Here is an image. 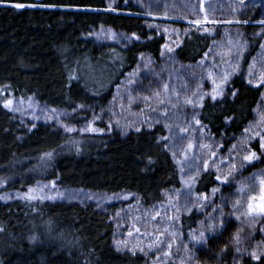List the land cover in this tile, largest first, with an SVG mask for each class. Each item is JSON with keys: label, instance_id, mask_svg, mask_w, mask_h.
I'll list each match as a JSON object with an SVG mask.
<instances>
[{"label": "trees", "instance_id": "16d2710c", "mask_svg": "<svg viewBox=\"0 0 264 264\" xmlns=\"http://www.w3.org/2000/svg\"><path fill=\"white\" fill-rule=\"evenodd\" d=\"M125 1L110 10L108 0H0V178L6 180L5 190L26 193L37 183L55 182L63 190L109 198L125 195L138 198L145 207H157L164 204L165 192L182 187L179 165L162 140L163 125L126 136L65 134L50 123L26 125L19 113L4 107L11 99L35 101L51 111L72 113V123L81 125L89 115L82 107L107 106L141 55L158 61L166 43L152 25L154 17L165 14L156 8L146 16ZM17 3L39 6H11ZM259 13L255 10L251 23L239 18V25L230 26L243 30L249 51L223 95L216 101L207 98L196 111L224 149L255 121L262 102L263 88L245 80L246 68L264 41L258 35L263 25L256 24ZM169 24L184 33L175 52L181 64L202 61L223 28L184 21ZM115 34L124 40H114ZM255 147L260 154L258 143ZM217 186L215 175L203 172L196 190L209 193ZM195 220V214L184 220L189 230ZM0 228V264L148 263L143 255L116 251L110 215L90 205L23 199L0 203ZM238 234L239 222L232 217L196 246V261L238 264ZM254 238L262 239L258 232ZM244 264H264V257H246Z\"/></svg>", "mask_w": 264, "mask_h": 264}, {"label": "rangeland", "instance_id": "374dc122", "mask_svg": "<svg viewBox=\"0 0 264 264\" xmlns=\"http://www.w3.org/2000/svg\"><path fill=\"white\" fill-rule=\"evenodd\" d=\"M119 1L108 0L110 10H114ZM124 5H133L145 15L156 8L165 14L164 17H154L155 21L152 23L153 27L166 39L158 61L148 54L141 55L136 67L115 89L107 106L99 107L97 110L93 107H82L85 111H89V115L81 125L72 123V113L51 111L35 101L22 103L11 99L10 109L19 113L26 125L30 126L39 122L50 123L63 130L65 134L118 133L126 136L137 132V129H152L156 125H163L166 135L162 140L169 151L172 154L175 153L173 156L180 168L182 187L165 192V201L161 206L145 207L136 197L119 195L109 198L86 191L63 190L55 182L37 183L26 193L9 192L5 190L6 180L0 178V203L17 199L28 200L26 199L28 195H44L55 197L49 201H72L93 206L108 213L111 217L114 226L113 248L120 253L143 255L148 260L147 264H199L195 259V248L205 242L196 244L191 237L198 236L199 232L205 230L210 223L215 224L218 229L221 220L225 224L228 219L239 216V243L236 244L234 254L238 264H244L245 258L250 257V252L262 251V239H264V231H261L264 229V218L245 216L243 213L247 209L249 194L245 193L241 199L236 192L242 183L246 186L251 184L254 174L258 178L264 177V155H261V152L258 154L255 147L259 137L248 139L246 144L242 143L256 132L264 134V124H258L261 115H264V86H261L263 88L262 102L256 111L255 121L246 128L250 131L244 132L228 149H224L219 139L215 138L201 123L197 124L195 121L198 120L196 111L201 108L198 105L210 98L206 94L211 93L214 86L213 80L219 84L224 76L228 77L227 82L222 85L224 93L228 82L241 70L249 51L250 42L245 38L243 30L230 26L239 25L241 21L236 22L239 18H245L247 23H251L255 10H257L260 12L258 16L261 19L256 24L263 25L258 35L264 38V23H261L264 21V0H242V2L241 0H126ZM172 21H184L198 26L215 24L223 28L219 36L214 31L218 38L212 51L202 61L197 64H181L177 61L175 52L182 43L184 33L169 24ZM194 21H199V23H194ZM228 21L232 22L228 23ZM113 37L116 41L124 40L122 36L116 34ZM262 45L245 71V80L247 82L252 80V86L259 83V77L264 73V47ZM169 48L172 51H169ZM209 73H211V78ZM201 96L204 97L203 100L200 99ZM144 97L148 99L145 100ZM189 99L193 101V105L197 106L186 104ZM65 126L73 131H66ZM89 126L97 131H85ZM182 129H187V131H182ZM189 143L193 145L191 149L188 148ZM201 144L210 145L216 152V156L213 158L209 155L208 149L201 148ZM233 145L236 146L234 150ZM249 148L261 156L260 160L253 162L255 165L261 164L254 170H249L253 164L247 165L246 162H244V168L239 167L242 157L247 154L246 149ZM206 160L209 163L208 171L203 170ZM233 163L237 165L238 170L229 178L227 184H221L216 180L218 183L216 188L219 191L215 194L213 191L199 193L196 190V184L203 172H210L215 176L227 174ZM190 177H195V181ZM53 183L55 187H52ZM30 189L34 191L29 192ZM251 194L258 198V183L255 184ZM202 195H207L208 199L197 200V197ZM237 199H241V207L238 209L233 208ZM113 204H118V206L113 209L111 208ZM194 204L202 205V207H195ZM192 214L196 215V220L193 228L189 230L184 220ZM169 217L174 219H169ZM176 217L178 219H175ZM136 228L140 231L136 232ZM165 228L168 229V233H164ZM129 232L132 235H129ZM172 232L175 236L169 234ZM257 232L262 239L254 238ZM161 233L164 234L160 235ZM205 235L208 239L213 233L206 231ZM157 236H160V240L165 243L159 248L153 246L150 249L149 245L156 243ZM168 243L172 244L171 255L165 256ZM237 248L241 251L238 252Z\"/></svg>", "mask_w": 264, "mask_h": 264}, {"label": "snow or ice", "instance_id": "6c2138e0", "mask_svg": "<svg viewBox=\"0 0 264 264\" xmlns=\"http://www.w3.org/2000/svg\"><path fill=\"white\" fill-rule=\"evenodd\" d=\"M242 2V0H241ZM12 7L14 8H17V9H22V8H25V7H37L39 5H25V4H22V3H17V4H12L11 5ZM232 21H228V23H231ZM237 23H239L240 21H236ZM194 23H199V21H194ZM261 23H264V21H261ZM262 47H264V45H262ZM169 51H172L171 48L168 49ZM249 75H251V73H249ZM209 77L211 78V73H209ZM227 79L228 77L227 76H224L223 77V80L221 81V83L217 84L215 80H213V89L211 91V93H207L206 95H209L211 100L213 101H216L218 97H221L222 94H223V87L222 85L224 83L227 82ZM134 83V81H133ZM248 83L251 85L253 84V81L252 80H249ZM255 87L259 88L261 86H264V73H262L259 77V83L255 84L254 85ZM165 89H167V85L164 86ZM233 96H235V92L232 93ZM158 95V93H157ZM203 96L200 97L201 100H203ZM145 100L148 99V97H144ZM161 103H163V101H161ZM12 104V101L11 100H8L5 104H4V107L5 108H10ZM186 104H189V105H193V101L192 100H187L186 101ZM193 106H197V105H193ZM198 106L200 107H203V104H199ZM55 111V110H53ZM193 119H195V117H193ZM197 124H200L201 122L199 120H196L195 121ZM258 124H264V115H261L260 117V121H258ZM65 130L66 131H73V129L71 128H67L65 126ZM85 131H97L96 129L92 128V127H88L87 129H85ZM137 131H140V129H137ZM182 131H187V129H182ZM250 129H245V132H249ZM257 137H259V140H258V144H259V150L261 152V155H264V134H262L261 132H256L254 135L248 137L246 140L242 141V143H247L248 142V139H256ZM166 139V138H165ZM193 147V145L191 143L188 144V148L191 149ZM201 148H205V149H208L209 151V155H211L213 158L216 156V152L212 150V148L210 147V145H207V144H201L200 145ZM220 147H222V145H220ZM236 148L235 145L232 146V149L234 150ZM247 151V154L244 155L242 157V163L240 164V168H244L245 167V163L247 165H252L254 161H258L261 159V156H258L257 155V152L256 151H252L250 148L249 149H246ZM48 155H51V154H48ZM173 155L175 156V153H173ZM185 159H187V156H185ZM203 170L204 171H208L209 170V163L208 161L206 160L204 165H203ZM238 169H237V165L235 163L231 164L230 165V171L227 173V174H222V175H216L215 176V179L217 181H220L221 184H227L229 182V178L233 176L234 172H236ZM191 180L195 181V177H190ZM259 185V196L257 198L256 195H252L251 193L254 191V187H255V184ZM52 187H55V184L53 183ZM189 187H191V185H189ZM34 190L30 189L29 192H33ZM41 191H43V189H41ZM213 194H215L217 191H219L218 188H214L213 190ZM236 192L240 195L241 199L243 198L244 194L245 193H248V202H247V209L246 211L243 213L245 216H248V217H254V218H264V177H261V178H258L255 176H253L252 178V183L249 184V185H245V184H241L237 189H236ZM26 199L28 200H35V199H39L41 201H43L44 199H48V200H52V199H55V197L53 196H44V195H40V196H37V195H28L26 197ZM199 199H203V200H207L208 197L207 195H202L201 197H197V200ZM241 199H237L235 201V203L233 204V208H240L241 207ZM193 206L195 207H202V205H198V204H194ZM221 216H223V212H221ZM169 219H174L173 217H169ZM175 219H178V217H176ZM237 220L240 219L239 216L236 217ZM203 223V222H201ZM224 226V222L223 220H221V223H220V227L223 228ZM217 230V226L215 224H208L207 225V228L205 230H202L199 232V235L196 236V235H193L191 237V239L196 243V244H201V243H204L206 242L207 240V237L205 235V232L207 231L208 233H215V231ZM4 229L3 228H0V232H3ZM140 229L139 228H136V232H139ZM261 231H264V229H261ZM164 233H168V229L165 228L164 229ZM164 233H161L160 235H163ZM170 235L172 236H175V233L172 232V233H169ZM129 235H132L131 232H129ZM236 239V242L239 243V236L236 235L234 237ZM31 239L34 241L35 240V237H31ZM165 243L164 241H161L160 240V236H157L156 237V243L154 245H149V248L151 249L153 246L159 248L161 244ZM171 247H172V244L171 243H168L167 244V248H168V251H166L164 253L165 256H170L171 255ZM185 248L187 249V246H185ZM238 252L241 251L240 248H237L236 249ZM141 251H143V249H141ZM250 257L253 259V260H260L261 257H264V251H257V250H253L252 252L249 253Z\"/></svg>", "mask_w": 264, "mask_h": 264}]
</instances>
